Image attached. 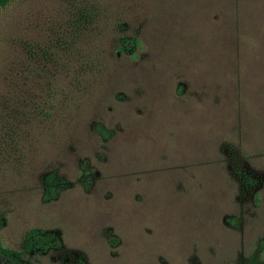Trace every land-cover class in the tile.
<instances>
[{
  "label": "rangeland",
  "instance_id": "1",
  "mask_svg": "<svg viewBox=\"0 0 264 264\" xmlns=\"http://www.w3.org/2000/svg\"><path fill=\"white\" fill-rule=\"evenodd\" d=\"M0 221L35 264L264 263V0L0 7Z\"/></svg>",
  "mask_w": 264,
  "mask_h": 264
},
{
  "label": "trees",
  "instance_id": "2",
  "mask_svg": "<svg viewBox=\"0 0 264 264\" xmlns=\"http://www.w3.org/2000/svg\"><path fill=\"white\" fill-rule=\"evenodd\" d=\"M77 2H88L91 0H73ZM12 0H0V7H7ZM91 15L87 12L82 13V20L84 21ZM134 40H127L126 44H135ZM99 132L104 136L108 137L111 134L104 126H98ZM44 197L46 200H53L65 187L64 180L57 176L56 172L50 173L45 178L44 184ZM3 226V222L0 221V228ZM59 244V238L54 234L44 229H31L26 234V240L22 251H16L11 248L4 247L0 240V259L4 261V264H35L32 258H26L32 252H44ZM252 264H264L253 262Z\"/></svg>",
  "mask_w": 264,
  "mask_h": 264
}]
</instances>
